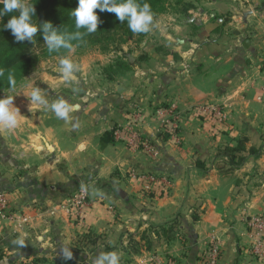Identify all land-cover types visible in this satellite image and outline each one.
<instances>
[{"label": "crops", "instance_id": "1", "mask_svg": "<svg viewBox=\"0 0 264 264\" xmlns=\"http://www.w3.org/2000/svg\"><path fill=\"white\" fill-rule=\"evenodd\" d=\"M196 10L129 54L79 59L71 81L33 73L50 102L79 110L69 121L39 106L30 113L21 95L20 125L0 127L11 216L0 218V264H60L62 244L77 264L100 252L120 264H200L211 242L222 264H264L249 254L264 239L249 225L264 219V0ZM201 106L220 108L224 124L206 123ZM166 108L183 116L180 142L163 132L157 111ZM149 176L170 185L148 189ZM83 189L79 218L67 205Z\"/></svg>", "mask_w": 264, "mask_h": 264}, {"label": "clouds", "instance_id": "2", "mask_svg": "<svg viewBox=\"0 0 264 264\" xmlns=\"http://www.w3.org/2000/svg\"><path fill=\"white\" fill-rule=\"evenodd\" d=\"M97 9L99 12L115 14L121 23L127 21L128 28L133 33H147L153 26V13L147 3L140 5L137 0H121L119 3L117 0H78V7L72 13L75 18V28L84 29L88 34L96 32L101 23ZM12 13H18V15H11L3 28L8 30L19 43H34L39 28L49 53L59 52L61 49L70 52L73 48L71 41L82 37L79 31L72 34L62 33L51 23L38 26L33 19L36 9L30 0H0V17ZM59 65L66 81H71L74 73L79 71V66L67 56L59 60ZM3 76L4 71L0 69V77ZM7 80L10 89L15 90L17 81L14 74L10 72ZM20 87L26 88L27 86L21 84ZM24 95L27 97V111L30 113L34 106H39L54 113L58 119L69 121L72 119L70 114L79 110L78 105H73L63 98L50 102L42 94L40 88H33L30 93ZM15 97L8 94L5 98H0V127L14 130L20 125L23 115L20 109L14 106ZM17 243L19 246H24L22 241ZM59 253L65 264L74 258L71 248L66 245H61ZM92 264H120V256L116 252H100Z\"/></svg>", "mask_w": 264, "mask_h": 264}, {"label": "trees", "instance_id": "3", "mask_svg": "<svg viewBox=\"0 0 264 264\" xmlns=\"http://www.w3.org/2000/svg\"><path fill=\"white\" fill-rule=\"evenodd\" d=\"M169 1L170 0H137V3L140 5L144 3L149 4L154 18L159 14L165 13V8ZM30 2L36 9L33 19L38 26L43 25V23H51L53 27L57 28L62 33L72 34L77 31L82 33V37L79 40L71 41L73 47L86 42H92L96 45L105 43L106 45H111L117 43L120 39L122 44L125 43L126 37H131L135 34L128 28L127 21L121 23L115 14L99 12L98 9L97 14L101 23L96 32L88 34L84 29H76L74 22L75 18L72 13L78 7V0H30ZM117 2L119 3L121 0H117ZM193 9L194 8L187 11L185 10L181 14H187ZM68 10H70V12L66 14L65 12ZM11 15H18V13L0 17V69L4 71V76L0 77V93L10 88L7 80V76L10 72L14 74L17 84L30 76L34 72L39 58L36 54L37 49L43 50L47 48L39 28L34 43L17 42L11 33L3 28V25L8 22ZM106 45L102 46L101 49L106 50ZM110 135L107 134V136ZM237 150L238 148H236V151ZM60 264H65V262L61 260ZM67 264L77 263L75 260H71L68 261Z\"/></svg>", "mask_w": 264, "mask_h": 264}, {"label": "rangeland", "instance_id": "4", "mask_svg": "<svg viewBox=\"0 0 264 264\" xmlns=\"http://www.w3.org/2000/svg\"><path fill=\"white\" fill-rule=\"evenodd\" d=\"M213 0H170L165 8V13L159 14L156 17L153 18V26L151 27L150 31L147 33H135L131 37H126L125 38V43L121 44V39L117 43H113L111 45H106L105 44H93L92 42H86L80 45H77L72 48V50L69 52L68 50L61 49L59 52H53L49 53L47 48L46 49H37V56L38 61L34 70L35 73H51L52 74H61L60 71V65H59V60L62 57H69L72 59L74 63H76L78 66L80 60L79 59H88L89 57L91 58L90 60L97 59V58H103L105 62V58L108 57L113 58L115 56H123L126 54H129L130 52H133L135 49H138L142 42L145 40V37L148 36V39L154 38V35L161 30V26L164 24H175L176 22L173 21L177 19V21H180L183 16L181 13L183 11H187L189 9L194 8V15L197 14L196 9H208L211 2ZM191 7V8H189ZM70 10L66 11L65 13L68 14ZM65 15V14H64ZM221 17L223 18L224 21H232L233 18L227 13H221ZM44 24V23H43ZM240 23H238L239 26ZM42 26V25H41ZM106 45L107 49L102 50V46ZM125 48V49H124ZM120 54V55H119ZM99 60V59H97ZM100 59L99 61H101ZM81 67V66H80ZM33 73L25 78L22 82L17 84V87L15 90L12 89H7L3 92L0 93V98H5L8 94L16 96L14 98V103L16 99H21V95H24L25 93H30L33 88L37 87V83L32 80ZM24 84L27 87L26 88H21L20 85ZM85 190V189H84ZM75 195V194H74ZM73 195V196H74ZM72 198V197H70ZM253 246V245H252ZM252 248V247H251ZM250 248V249H251ZM260 260V259H259ZM261 261V260H260ZM264 262V261H261Z\"/></svg>", "mask_w": 264, "mask_h": 264}, {"label": "built area", "instance_id": "5", "mask_svg": "<svg viewBox=\"0 0 264 264\" xmlns=\"http://www.w3.org/2000/svg\"><path fill=\"white\" fill-rule=\"evenodd\" d=\"M197 115L201 117L206 123L210 124H219L223 125L226 120L225 115L223 114L220 108L212 107V106H201L195 109ZM157 115L162 117V128L163 132L167 134L171 139L176 142H180V128L183 122V116L180 112H178L175 108H166L160 109L157 111ZM138 145H140L146 152L157 155L156 148L150 143L147 139H141L140 136L135 135ZM134 176V175H133ZM148 180L150 182V186L148 189H152L151 186L159 185L162 189H165L170 185V181L167 178L157 177V176H149ZM88 194L86 190H81L77 192L70 199L67 210L71 211V213H75L79 218L82 217V210L85 207L86 200ZM8 207V202L5 194H0V218L6 219L11 216L7 215L6 210ZM249 225L251 229L264 233V219L263 218H253L250 220ZM249 254L254 258L260 259L264 261V239L257 241L253 244L252 248L249 250ZM222 250L221 246L218 242H211L207 251L202 257L200 264H222L221 263ZM159 263V261H157ZM171 262L169 261V263Z\"/></svg>", "mask_w": 264, "mask_h": 264}]
</instances>
